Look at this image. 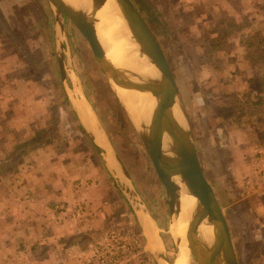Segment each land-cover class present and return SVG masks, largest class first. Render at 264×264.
<instances>
[{"label": "rangeland", "instance_id": "374dc122", "mask_svg": "<svg viewBox=\"0 0 264 264\" xmlns=\"http://www.w3.org/2000/svg\"><path fill=\"white\" fill-rule=\"evenodd\" d=\"M132 1L152 29L170 64L178 87L179 98L189 117L203 172L222 206L238 264H264V210H262L264 198L261 199L258 193L240 198L241 195L237 193L239 192L237 185L240 184L236 183V180L228 174L232 170L228 163L231 156L230 149L216 150V156L219 153L223 155L221 159L216 156L212 160L207 158V150L210 147L208 140L210 136L206 133L210 132L207 129L208 125L210 123L214 125L212 132L219 123V120L211 122V114L209 115L207 111L211 108L221 111V108L219 103L214 102L215 97L210 93L213 82L211 79L208 80L211 74L219 71H204L202 65L211 62L219 64L227 54L221 57L219 54L210 52L212 49L211 37L205 31L207 24L204 22L207 19L205 15L210 13L204 5L206 1ZM236 1L240 4L248 3V0ZM262 1L260 0V3ZM194 2L195 4L192 5ZM232 4L234 5V3ZM238 6H235V10H228L227 5L219 7L220 17L224 15L227 20H232L224 23L223 27L234 29V31L240 30L235 27L237 22L234 21L238 14L236 13ZM260 10L262 28L259 31L260 34L263 33L259 39L261 42L264 41V5L260 4ZM54 23V13L48 0H0V32L5 36L2 41L4 50L10 52L11 47L15 50V57L5 60L4 64L6 63V66L9 65L13 69L12 74L20 79L21 84L24 81L26 83L27 78L37 81L34 84L30 83L25 89L20 86L18 94L29 95L30 92L33 96L45 97L47 105H50L48 116L52 115L48 121L50 128L46 130L47 136L49 135L47 139L55 142L60 141L61 137L62 141L72 143L75 149L83 150L82 153L73 156L75 160L94 158L103 173L108 172L113 179L116 194H110L111 197L106 199L107 205H109L107 210L110 211L106 210L105 212L102 209V212H105V219L110 216L106 222H101V229L126 227L140 232L146 244L137 217L136 198L125 192L123 184L112 168L116 165L113 162V157L107 151L103 154V148H101L102 150L97 149L93 145L94 142L90 135L82 129L74 110L67 102L66 94L69 93V96L73 97L80 116L82 108L79 105L84 103L87 107L89 106L88 108L95 119L96 132L100 141L103 142L99 129L105 135L104 143L110 145L108 136L116 154L122 161L130 178L132 189L137 194V200L146 206L150 214L157 219L156 223L161 228L159 230L162 240L161 251L172 264L175 262L177 249L175 239L171 235L172 220L168 196L143 146L138 131L110 87L106 75L94 58L91 48L80 30L69 18L65 17L64 32L58 35L59 41L63 43V48L60 49L56 41ZM14 34L15 36H13ZM222 44L219 43V47ZM136 45H139L138 42ZM58 50H62L65 56L66 74L64 77L60 72ZM257 52L255 55L250 53V56H255L256 62H264V52ZM235 54L241 56L240 51ZM143 56L141 52L139 58ZM231 58L233 61L237 60L236 56H231ZM228 60L230 61V59ZM78 85L83 88L86 98L82 95ZM62 105H64L63 110H61ZM36 108L39 112L42 106L38 104ZM200 110L203 114L197 113ZM196 124L200 132L198 128L193 129L192 126ZM38 131L44 132V128H39ZM14 138L21 143L24 139L23 135L19 133L8 135L6 140L12 141ZM104 155L108 165L104 163ZM218 162L219 164H213ZM94 172L98 174L96 168ZM94 175L96 176V174ZM95 180L98 181V178ZM70 202L71 200L68 199L60 203V209L64 213L58 210L61 216L56 219L72 217L73 210L77 205L85 210L81 201L78 204ZM64 206H67V209H64ZM138 215L140 219L146 218L141 213ZM75 217L77 216L75 215ZM146 220L149 223L147 222L145 225L148 224L147 227H151L148 234L156 235L153 222L148 217ZM100 232L102 231L97 232L89 242L95 240ZM148 234L147 236H149ZM147 244L148 247H152L148 240ZM148 247V264H157ZM84 263L86 264L85 261Z\"/></svg>", "mask_w": 264, "mask_h": 264}, {"label": "crops", "instance_id": "0c3cea01", "mask_svg": "<svg viewBox=\"0 0 264 264\" xmlns=\"http://www.w3.org/2000/svg\"><path fill=\"white\" fill-rule=\"evenodd\" d=\"M205 1L210 11L204 21L205 31L211 37L210 52L221 57L227 54L219 64L202 65L204 71H219L207 77L213 82L210 93L215 97L214 102L221 108V111L212 108L207 111L211 122L219 120L212 132V123L207 128L210 130L206 132L210 136L207 158L212 160L220 148L230 149L228 163L232 170L228 174L240 184L237 185L240 198L258 193L263 199L264 189H248L247 192L243 186L254 148L264 149V62H256L255 56H250V53L264 52V41L259 40L263 33L258 29L260 0H248L246 4L236 0ZM232 3L239 5L234 19L238 31L223 27L232 20L218 13L220 6L235 10ZM2 34L0 32V264H85L83 251L97 232L102 231L101 222H106L110 216L105 219L104 213L109 209L107 197L116 194L114 181L107 171L103 173L94 158L75 160L73 156L83 150L75 149L72 143L62 141L61 137L55 142L47 139L48 121L52 117L48 116L50 105L43 96H33L30 92L29 95L18 94L20 86L25 89L36 80L27 78L26 83L21 84L12 74L13 69L4 64L5 60L15 57V50L12 47L10 52L4 50ZM219 43L223 44L219 47ZM238 51L241 56L235 54ZM231 56H236L237 60L233 61ZM81 93L85 97L82 87ZM66 96L84 129L73 107V97L69 93ZM38 104L42 106L39 112ZM202 110L197 113L203 114ZM89 114L94 123L90 108ZM192 127L200 132L197 124ZM39 128H44V132H37ZM19 133L25 139L22 143L16 138L6 140L8 135ZM97 144L93 143L102 150ZM102 152L105 154L104 148ZM216 157L221 159L223 155L219 153ZM104 163L108 165L106 159ZM68 199L70 203L81 201L84 204L83 216L79 218L71 213L72 217L56 219L61 216L58 210L64 213L60 203Z\"/></svg>", "mask_w": 264, "mask_h": 264}, {"label": "water", "instance_id": "95a60500", "mask_svg": "<svg viewBox=\"0 0 264 264\" xmlns=\"http://www.w3.org/2000/svg\"><path fill=\"white\" fill-rule=\"evenodd\" d=\"M104 1L105 0H91V4L93 7L100 6ZM48 2L54 13V32L60 49L63 48V43L59 41L58 35L64 32V18L67 17L86 38L94 58L98 62L103 73L106 75L108 82L111 78L120 86L147 90L155 97L156 103L152 109L149 122L147 124L142 123L141 126L144 129L139 131L138 135L166 190L171 219L180 209V185L173 179V176L177 175L180 181L186 185L188 192L196 197L198 206L192 214L186 230V239L192 263L238 264L230 230L222 206L217 199L211 183L203 172L193 138V131L190 126L189 117L179 98V91L174 74L160 43L139 9L132 0H116L120 14L126 20L128 28L139 44V51L145 53L159 71L158 77H148L146 79H140L141 81H136L126 75L122 69L116 67L105 56V51L96 34L95 25L83 14L81 8H76L64 0H48ZM57 56L60 72L62 77H64L66 74V66L63 51L58 50ZM131 74L138 76L137 73L134 72H131ZM78 87L81 91V86L78 85ZM174 104L178 105L182 120H178L174 116L172 111ZM73 107L77 116L80 118L85 131L95 142L94 134L82 121L75 104ZM165 137L169 139L166 148H164L163 145ZM107 139L112 146L108 136ZM98 146L100 147V145ZM113 152L117 165L112 168L123 184L125 192L136 198L135 202L138 203V210L141 205L147 212H149L146 206H143L142 203L137 200V194L132 189L128 173L114 148ZM117 168H119V171ZM137 217L140 222L138 212ZM152 218L156 223L153 216ZM203 220L212 225L213 238L208 245L202 244L197 235V228ZM140 224L147 244L148 238L146 232L144 231L141 222ZM155 225L157 227V233L159 234L161 228L158 227L157 223ZM173 238L175 239L177 249L178 239L174 236ZM160 243L162 244V240ZM148 248L157 264H159V260H162L163 258L166 259L162 251H154L151 247Z\"/></svg>", "mask_w": 264, "mask_h": 264}, {"label": "bare ground", "instance_id": "6f19581e", "mask_svg": "<svg viewBox=\"0 0 264 264\" xmlns=\"http://www.w3.org/2000/svg\"><path fill=\"white\" fill-rule=\"evenodd\" d=\"M64 1L76 8H81L83 14L94 23L96 34L105 51V56L116 67L122 69L126 75L136 81H141L140 79H146L148 77H158L159 71L154 63L150 61L149 57L143 53L144 56L139 58V54L141 53L139 51V45H136L137 41L134 35L128 28L126 20L120 14L116 0H105L102 5L94 7L91 4V0ZM131 72L137 73L139 77L132 75ZM109 85L121 104L125 107L127 114L130 116L139 133V131L144 129L141 126L142 123L147 124L149 122L152 109L156 103L155 97L147 90L120 86L111 78L109 79ZM79 106L82 108L79 107L82 113L80 117L94 134L95 142L113 157V162L117 165L113 148L111 145L104 143L106 141L105 135L100 129L99 131L103 142L99 139L95 130V122L93 123L89 114V108L84 103ZM172 111L178 120H182L177 104L173 105ZM168 141L169 139L165 137L163 143L164 148H166ZM173 179L180 185V209L171 219L172 235L178 239L176 258L172 264H193L186 239V230L189 220L198 204L196 197L188 192L186 185L180 181L179 177L176 175L173 176ZM138 213H141L146 218H150L153 222L156 228V235L152 233L148 234V230L151 228L150 226L147 227L148 224L145 225L148 221L146 218L140 219L146 235H149L147 236V240L152 244L151 248L154 251H161L160 235L157 233L156 223L152 216L142 206L139 208ZM197 235L202 244L208 245L213 238L212 225L203 220L197 228ZM159 264L170 263L169 260L163 258L159 260Z\"/></svg>", "mask_w": 264, "mask_h": 264}, {"label": "built area", "instance_id": "2783aa9c", "mask_svg": "<svg viewBox=\"0 0 264 264\" xmlns=\"http://www.w3.org/2000/svg\"><path fill=\"white\" fill-rule=\"evenodd\" d=\"M245 189L264 188V149L254 148L249 164V174L245 177ZM67 209V206H64ZM84 209L75 207L73 213L83 216ZM142 234L124 227L104 229L95 240L88 243L83 251L86 264H148V250Z\"/></svg>", "mask_w": 264, "mask_h": 264}, {"label": "trees", "instance_id": "16d2710c", "mask_svg": "<svg viewBox=\"0 0 264 264\" xmlns=\"http://www.w3.org/2000/svg\"><path fill=\"white\" fill-rule=\"evenodd\" d=\"M259 4L264 5V0L262 1V3H259ZM261 28H262V24L260 23L259 26H258V29L260 30Z\"/></svg>", "mask_w": 264, "mask_h": 264}]
</instances>
